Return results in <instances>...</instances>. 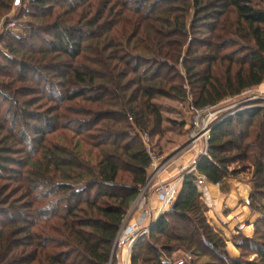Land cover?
<instances>
[{
	"label": "trees",
	"instance_id": "1",
	"mask_svg": "<svg viewBox=\"0 0 264 264\" xmlns=\"http://www.w3.org/2000/svg\"><path fill=\"white\" fill-rule=\"evenodd\" d=\"M12 4L13 0H0V11L9 10ZM28 7V18H53L45 26L28 25L22 31L23 39L9 34V42L3 43L8 53L3 61L16 66L17 72L13 79L9 77L7 87L0 86V106L11 103L10 108L7 106L11 127L16 126L18 119L28 120L18 130L21 141L29 133L40 137L41 146V140L49 133L76 128L74 134H82L98 119L116 127L102 125L96 136L86 137L94 148L101 149L99 161L92 168L76 152L54 145L41 146V158L33 163V169L26 171V197L32 198L30 209L51 195L53 199L40 209L34 208L32 213L38 224L31 226L41 223L42 230L52 220L58 221L60 226L47 229L59 239H49L44 232H35V236L28 228L21 230L20 233L27 234L28 244L36 248L18 264H114L112 248L116 237L148 181L151 158L141 135L147 133L152 137L160 132L162 116L152 101L187 99L184 81L190 89L191 108L198 111L239 98L260 86L264 82V0H31ZM58 7H67L65 16H55ZM125 12L132 17L121 21L120 38L110 36L98 42ZM190 33L194 39L181 61ZM40 35L47 37V41ZM35 42L39 47L26 48L27 43ZM19 53L22 57L15 61ZM119 53L127 58L121 59ZM128 60L135 61L131 68ZM154 62L156 72L146 69ZM109 63L116 72L109 71ZM179 64L184 71V75L177 74L181 83H174L166 75L160 77L157 69L177 73ZM6 67L1 64L0 73ZM121 67L129 68L134 79L122 84ZM55 81L65 87L59 98L51 95ZM24 82L36 84L40 101L55 103L58 108L49 107L46 114H32L14 99L7 100L9 96L4 98V89L11 91L10 96L23 93L24 88L14 85ZM125 86L130 88L128 91L135 88L120 104V90ZM108 96L116 101L108 106L110 112L88 110L91 120L87 123L75 119L80 112L72 108L65 110L71 118L57 112L59 105L77 99L102 106ZM232 114H226L211 128L207 154L195 173L184 177L172 210L151 228L148 240L160 250L156 264H164L159 260L161 255L170 260L177 251L202 256L209 261L205 264H264V108ZM41 118L43 126L37 125ZM129 119L136 128L134 133ZM62 120L63 125L59 123ZM8 122V118H0V131L9 126ZM6 132V139L14 137L12 129ZM4 159L0 155L1 167L8 161ZM240 163L243 166L230 168ZM246 173L250 175L246 180L251 188L247 205L261 218L255 222L251 238L238 234L234 239L239 256L233 258L223 234L208 222L197 179L201 176L210 184L221 185ZM40 189L45 191L38 192ZM147 191L144 197L148 201ZM138 262V256L133 254L130 264Z\"/></svg>",
	"mask_w": 264,
	"mask_h": 264
},
{
	"label": "rangeland",
	"instance_id": "2",
	"mask_svg": "<svg viewBox=\"0 0 264 264\" xmlns=\"http://www.w3.org/2000/svg\"><path fill=\"white\" fill-rule=\"evenodd\" d=\"M31 0H22L21 6L18 8H14L13 4L12 7L9 8L7 11H0V65L6 64V68L0 73V86L3 88V86L7 87V84L10 83V78H14V75L17 72V67L13 65H9L3 61V57H7L8 53L4 51L3 43L9 42L8 35L12 34L17 36L18 38L22 37V31L25 29L28 25L34 26H45L46 24H50L52 21V18L46 19H40L35 20L32 18H28L26 15L28 14L29 7L28 2ZM14 2V0H13ZM68 4V3H67ZM97 5V4H96ZM99 5V3H98ZM67 7H58L55 10V16H65ZM116 13L119 12V9H116ZM54 16V17H55ZM191 12L186 18V25L187 28L189 27L190 20H191ZM131 14L130 13H123L121 14V17H117V22H115L114 27L107 28L106 33L102 35V37L99 39L98 42L103 41V39L108 40L110 36H115V38H120L121 32L120 30L123 27V21L124 18L130 19ZM207 35V33H206ZM201 35V36H206ZM44 41H47V37H42ZM117 36V37H116ZM24 37H22L23 39ZM202 38V37H201ZM192 39H194V35L190 33L188 35L187 41L185 46L183 47V54L181 61L185 59V54L187 51V47L192 42ZM172 40V39H169ZM26 43V42H24ZM23 43V44H24ZM31 45L30 43H27L26 48L30 50L29 47L31 46H37L39 44ZM95 43V41H94ZM29 45V46H28ZM25 48V49H26ZM173 49V47H171ZM24 49V48H22ZM129 49V48H128ZM27 50V49H26ZM131 50V49H129ZM201 48H198V51L201 52ZM120 52V51H119ZM169 54H173V51L168 49ZM106 54H109V51H106ZM121 59L127 58L125 57L123 53H119ZM134 54V53H133ZM130 56V54H127ZM22 57V54L15 55V61L20 60ZM130 58L133 59L131 56ZM164 60V59H163ZM170 60V59H169ZM131 64L128 65L130 68L135 64L134 60H128ZM162 61V60H161ZM112 64L109 63V71L110 72H116L113 71ZM114 65V64H113ZM155 62L153 64H150L149 66H146V69H151L156 72L155 69ZM111 66V67H110ZM135 66V65H134ZM126 67V66H125ZM124 67V68H125ZM157 68V67H156ZM63 72L64 69L62 68ZM123 74V78L121 80L122 84L126 81L133 80L134 76L129 71V68L123 69L121 67L120 69ZM159 70L160 77H164L165 75L169 78H172L174 83L178 84L181 83V79L177 77V74L180 73L184 75L183 67L181 64H179L176 67V72L169 71L165 68L157 69ZM62 72V71H61ZM62 72V73H63ZM116 73H114L115 75ZM105 75V74H104ZM159 77V78H160ZM185 78V77H184ZM37 80V78H36ZM120 82V83H121ZM34 83H37V81H34ZM32 84L31 82H24V83H16L14 85V88H24L23 93H20V95H13L10 96L11 91L6 92L5 89L3 91L4 98L9 96L7 100L14 99V101L21 106H24V108L31 112L32 114L38 113V114H46V110L50 108H58L55 107V103H45V100L40 101L39 94L37 93L38 86L36 84ZM55 88L52 92V97L59 98L63 93V90L65 87L62 86L61 82L57 83L55 81L54 83ZM264 85V82L249 91L244 92L241 97L236 99H229L225 100L224 102L220 103L216 107H209L205 110H194L191 108V95H190V89L187 82L183 81V87L184 90L187 91L188 97L185 100H177V99H170V98H155L152 102L156 105L158 108L161 116H162V123L160 127L159 135L152 137H149L147 133H143L142 136L144 138V135L147 137L144 138V145L146 147L147 152L150 154L154 160L158 159L161 162V159L170 160V167L167 172L172 170L175 167H178L176 164L179 163L180 169L182 170L179 173L178 177H181L185 175L187 172H189L194 166L197 167V165L201 162L203 157L207 154V151L205 153V148L208 149V142H209V133H204L202 130V126H207L208 129H211L216 122H218L221 118H223L226 114L229 115L236 112V111H242L245 109H257V108H264V89L262 88ZM135 87H132L130 91H128L130 88L128 86H125L122 90H120V104L124 100V98H129L130 92L134 90ZM97 94V93H96ZM1 96V94H0ZM6 97V98H7ZM0 99V104H1ZM116 101L114 97L108 96L104 99V101L101 102L103 104L102 106L98 104H92L88 105L87 103H83L82 99H77L73 102H66L61 105H59V110L57 111L58 114L65 113L66 116H69L71 118L72 115L68 114L65 110L68 108H72L74 110L79 111V115L75 116V119H79L82 121L89 122L91 119H88L89 113L88 110H91L93 112H101L103 113L110 112V108L108 106H112L115 104ZM11 104V103H10ZM9 102L7 101V104H2L3 106H0V118L4 116V119L9 120L8 124L9 126H5L0 131V155L6 163H2V167L0 166V264H18L25 260V258L34 251L36 248L35 245H29L28 237L26 238L25 233H20L21 230H25L26 228L30 229L31 234H35V232H44L47 233L48 238L52 240H58V235H55L53 232H50L48 230V226H60L58 225V221L52 220L50 223L46 224L42 230H40V225L32 227L31 225L33 223L38 224V221L35 217V215L32 213L34 211V208H39L43 205H46L50 200L53 199V196L48 197L45 200L39 201L38 205L35 204L34 208L30 209L32 205V201L30 198L26 197L27 193V186H28V179L26 176V171L33 169L35 167L33 165L34 162H36L38 159H40L41 152L39 149L43 147L49 148L51 146H59L64 147L69 152L73 153L76 152L77 156H79L80 160L87 166V167H95L99 161V155L101 149L94 148L88 139H86L87 136H96L98 134V130L101 129L102 125L116 127V125H111V123L107 121H95L97 122L94 126H89L88 129H83L82 134H74L73 131H75L76 128H72L69 130L65 129H59L55 132L49 133L48 135L44 136V139L41 140L42 145L40 146V137L35 138L29 133L25 135V139L21 141L20 135L18 133V130H21L24 128L26 119H18L17 123H15L16 126L11 127V115H9L8 108L11 106ZM26 106V107H25ZM54 115V114H53ZM64 115V116H65ZM106 115V114H104ZM233 115V114H232ZM90 118V117H89ZM196 118L198 120L195 122ZM106 122V123H105ZM29 123H34L33 121H29ZM62 125L65 123L64 120L60 121ZM128 123L132 127V133L136 132V128L133 125V122L129 119ZM123 126V123H120ZM27 125V124H26ZM37 125L43 126V119L41 118ZM120 125V126H121ZM8 129H12L14 132V137L12 139H6V137H9V134L6 132ZM6 130V131H4ZM14 139V140H13ZM18 139V140H17ZM27 139V140H26ZM103 149H106L103 148ZM204 154V156H203ZM185 162V163H184ZM159 163V162H158ZM157 164V162H156ZM25 165V166H24ZM236 166H243L242 163L232 165L230 168H236ZM151 173V169L148 170V176ZM195 173V172H194ZM164 174V173H161ZM160 174V175H161ZM159 175V177H160ZM158 177V178H159ZM250 175L248 173L244 174L239 179H236V181L240 183H245L249 186L248 179ZM173 180L172 178L164 180L168 182ZM232 180V179H229ZM159 182L161 180H158ZM157 180L152 182L149 189H147L148 193L153 192V188L158 183ZM163 182V181H161ZM251 190V188H250ZM40 189L38 192H44ZM140 196L137 197L134 203H132L130 210L134 207L135 203L139 199ZM129 210V213H130ZM250 210V209H249ZM5 212V213H4ZM10 212V213H9ZM252 214H257L259 218H261V214L257 212H253L250 210ZM11 214L6 215V214ZM127 215L122 227L125 225L130 224L134 220H136L139 216V211L136 210L134 214ZM255 224V223H254ZM254 224L252 225L254 230ZM13 226V227H12ZM39 226V227H38ZM43 226V225H42ZM8 227V228H7ZM121 227V228H122ZM120 228V229H121ZM244 229V225H243ZM237 231V234L233 237L232 236V243L234 245V239L236 240L239 236H243L241 232L243 231ZM18 230V231H17ZM120 232V231H119ZM239 234V235H238ZM224 236V235H223ZM229 238V236H228ZM226 239V238H225ZM35 241V238L33 237V242ZM227 241V240H226ZM228 241L226 242L227 246ZM138 246L133 248L132 254H136L138 256L139 262L137 264H156L157 254L160 251L159 247H157L152 241L145 238L144 240L139 241ZM55 249V248H54ZM112 250H115V260L114 264H123L124 256H125V249L124 246L120 245V243H116L113 245ZM55 251V250H54ZM53 252V250H52ZM57 252V250H56ZM238 252V251H237ZM239 256V252H238ZM251 259V258H250ZM179 260H185L189 264H205L209 261L202 257V256H195L194 254L186 253L183 251H177L172 254L170 257V261H179Z\"/></svg>",
	"mask_w": 264,
	"mask_h": 264
},
{
	"label": "crops",
	"instance_id": "3",
	"mask_svg": "<svg viewBox=\"0 0 264 264\" xmlns=\"http://www.w3.org/2000/svg\"><path fill=\"white\" fill-rule=\"evenodd\" d=\"M264 89V85L262 87ZM185 163V162H184ZM173 168L167 173L161 174L159 180L164 181L172 178H178L180 169ZM198 191L201 194V202L206 209V217L208 222L219 230L226 240L227 250L231 257L237 258L238 252L232 243V236L237 234V226L244 225L241 234L246 238H251L253 235L252 225L259 219L257 214H252L247 205V200L250 194V188L245 183H240L236 180H227L220 186L210 184L204 181L197 185ZM148 206L150 213H155L159 206L153 192L149 193ZM229 236V238H228Z\"/></svg>",
	"mask_w": 264,
	"mask_h": 264
},
{
	"label": "built area",
	"instance_id": "4",
	"mask_svg": "<svg viewBox=\"0 0 264 264\" xmlns=\"http://www.w3.org/2000/svg\"><path fill=\"white\" fill-rule=\"evenodd\" d=\"M21 1L22 0H14L13 2L14 8L20 7ZM202 130L204 131V133H209L211 129H208L207 126H202ZM146 137L147 136L144 135V138ZM144 138L141 135L142 142L144 141ZM206 151H207V147L205 148V153ZM150 158H151V165H150L151 173L148 176L147 184L145 188L142 190L139 199L137 200L134 207L130 210L129 213V215H131L134 214L136 210H138L140 212L139 216L136 220H134L130 224L128 225L124 224V226L120 229V232L118 233L115 240V244L119 242L120 245L122 244L124 246L125 256H124L123 264H130L132 250L136 246V244L139 241L144 240L145 238L148 239L150 230L154 226V224L158 221V219L163 214L168 213L172 210V207L177 197L180 194L184 177L196 171V166H194L189 172H187L185 175L181 177H178L171 181L168 180V182L167 181L159 182L158 181L159 175L161 173H167L171 161L169 159L168 160L161 159L160 162V160L158 159L154 160V158H152L151 156ZM155 180H157L158 183L153 188L154 189L153 194L155 195L157 201L159 202V206L156 209L153 216H151L152 214L147 208L149 202L145 199L144 193L147 189L150 188V186L152 185L151 183L154 182ZM204 181L205 179L203 177L198 176L197 185L203 183ZM216 185L220 186V184H216ZM242 229H243V225L237 226L238 231H241ZM159 260L164 264H189L185 260L171 262L164 255H161Z\"/></svg>",
	"mask_w": 264,
	"mask_h": 264
},
{
	"label": "water",
	"instance_id": "5",
	"mask_svg": "<svg viewBox=\"0 0 264 264\" xmlns=\"http://www.w3.org/2000/svg\"><path fill=\"white\" fill-rule=\"evenodd\" d=\"M198 120V118H196V120H195V122ZM121 246H122V244H121Z\"/></svg>",
	"mask_w": 264,
	"mask_h": 264
}]
</instances>
